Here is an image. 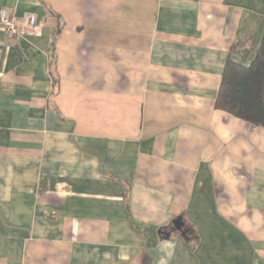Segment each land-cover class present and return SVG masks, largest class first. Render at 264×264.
Returning <instances> with one entry per match:
<instances>
[{"label":"crops","instance_id":"1","mask_svg":"<svg viewBox=\"0 0 264 264\" xmlns=\"http://www.w3.org/2000/svg\"><path fill=\"white\" fill-rule=\"evenodd\" d=\"M4 7L0 264H264V127L216 107L264 0Z\"/></svg>","mask_w":264,"mask_h":264},{"label":"trees","instance_id":"2","mask_svg":"<svg viewBox=\"0 0 264 264\" xmlns=\"http://www.w3.org/2000/svg\"><path fill=\"white\" fill-rule=\"evenodd\" d=\"M249 64L228 58L216 107L256 126L264 127V34L257 48L244 49ZM186 238L188 228L185 225Z\"/></svg>","mask_w":264,"mask_h":264},{"label":"built area","instance_id":"3","mask_svg":"<svg viewBox=\"0 0 264 264\" xmlns=\"http://www.w3.org/2000/svg\"><path fill=\"white\" fill-rule=\"evenodd\" d=\"M0 25L5 29L9 38H18L34 33L37 18L31 15L25 23L21 24L14 19L11 9L4 7L0 10Z\"/></svg>","mask_w":264,"mask_h":264},{"label":"water","instance_id":"4","mask_svg":"<svg viewBox=\"0 0 264 264\" xmlns=\"http://www.w3.org/2000/svg\"><path fill=\"white\" fill-rule=\"evenodd\" d=\"M173 226L174 229L181 232L182 236L186 237L185 222L183 220V216H178L176 219H174Z\"/></svg>","mask_w":264,"mask_h":264},{"label":"clouds","instance_id":"5","mask_svg":"<svg viewBox=\"0 0 264 264\" xmlns=\"http://www.w3.org/2000/svg\"><path fill=\"white\" fill-rule=\"evenodd\" d=\"M169 245L165 241H161V243L158 245V248L161 250H164L168 247ZM159 264H166L165 258L161 257Z\"/></svg>","mask_w":264,"mask_h":264}]
</instances>
